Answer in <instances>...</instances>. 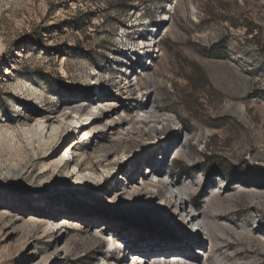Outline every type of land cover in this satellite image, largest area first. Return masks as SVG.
I'll return each instance as SVG.
<instances>
[{"label":"rangeland","instance_id":"374dc122","mask_svg":"<svg viewBox=\"0 0 264 264\" xmlns=\"http://www.w3.org/2000/svg\"><path fill=\"white\" fill-rule=\"evenodd\" d=\"M61 102L109 109L74 153L115 152L119 181L46 171L62 141L0 148V264H264V0H0V119Z\"/></svg>","mask_w":264,"mask_h":264},{"label":"bare ground","instance_id":"6f19581e","mask_svg":"<svg viewBox=\"0 0 264 264\" xmlns=\"http://www.w3.org/2000/svg\"><path fill=\"white\" fill-rule=\"evenodd\" d=\"M68 104L70 103L61 102L59 108L49 114L34 117L26 115L25 121H21V123H19L16 127H13L12 125L10 126L6 120L0 119V148H9V150L12 149L13 151L19 153L25 151L26 149L33 150L36 145L39 150H50L52 145L62 141V144H65L62 154L59 156L49 157L42 161L43 167L46 171L50 173L59 172L61 167L69 165L68 174H70V178L74 184H92L97 179H104V174H110V177L113 175V179H116L115 183L118 182L120 174H118V170L116 171V165L119 158L115 152L105 151L93 156L86 153H81L79 155L74 153V142L76 140L75 132L87 135L89 130H86V128L90 126V129L94 130L101 118L104 119L107 116L109 109L106 108L104 112L99 114L96 111H86L78 104L71 106ZM107 124L109 127L108 129H113L115 127V123L112 121L107 122ZM116 126L120 127V123H116ZM162 126V128H166V124H163ZM170 146H173L171 142ZM55 151L56 150H53L51 154ZM134 155L136 154L134 153L129 156L124 154V157L129 158ZM98 169L100 170L98 171ZM114 172H116V174ZM142 174L139 173V176L141 177ZM145 176L147 177L148 174L145 173ZM143 179L141 178L140 184H136L135 180L132 183V186L139 185L141 191L137 192L135 188H130V190L123 192L124 194H127V198L118 196L116 195L117 193H115V205L124 209V213L127 215H133L140 212L139 210L143 206V204L138 202V197H136V195L141 194L142 192L147 194V189L151 186L149 183L145 184ZM161 200L163 199L160 198L157 202L158 211L161 210L168 212L171 209L170 206L174 208L177 205L176 201L171 204H166L165 201L161 202ZM179 203L186 206L188 201L182 197ZM188 207L183 216V220L190 213ZM47 215L50 217H47L46 219H36L33 216H29L24 222L40 223L49 229H56L58 233L62 229V224H60L59 221H61V223H65L66 220L55 219V215ZM197 216L198 215L192 214L190 217V225H194L195 222H192V220H196ZM11 217L16 221L19 220L18 216ZM196 229L202 234H206V229L202 228V225H198ZM108 240L111 245L116 242L115 239L109 238ZM57 243L58 241L55 239V248H57ZM136 255H133V259L142 262L143 259L141 257L144 256ZM103 264H108V261L105 258L103 259Z\"/></svg>","mask_w":264,"mask_h":264},{"label":"water","instance_id":"95a60500","mask_svg":"<svg viewBox=\"0 0 264 264\" xmlns=\"http://www.w3.org/2000/svg\"><path fill=\"white\" fill-rule=\"evenodd\" d=\"M150 214V218H147V219H143V220H141V219H137V221H138V224L141 226V227H144V228H148V229H152V225H153V220H154V218H155V213H151V212H149Z\"/></svg>","mask_w":264,"mask_h":264},{"label":"trees","instance_id":"16d2710c","mask_svg":"<svg viewBox=\"0 0 264 264\" xmlns=\"http://www.w3.org/2000/svg\"><path fill=\"white\" fill-rule=\"evenodd\" d=\"M251 32H252V30L251 29H248L247 33H251Z\"/></svg>","mask_w":264,"mask_h":264}]
</instances>
